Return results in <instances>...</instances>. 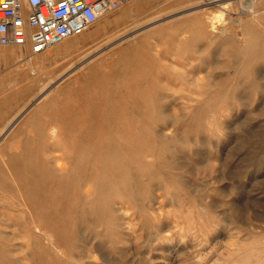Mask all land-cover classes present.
<instances>
[{
	"label": "rangeland",
	"instance_id": "374dc122",
	"mask_svg": "<svg viewBox=\"0 0 264 264\" xmlns=\"http://www.w3.org/2000/svg\"><path fill=\"white\" fill-rule=\"evenodd\" d=\"M211 1L134 0L0 91V264L264 262V0L242 48Z\"/></svg>",
	"mask_w": 264,
	"mask_h": 264
},
{
	"label": "built area",
	"instance_id": "2783aa9c",
	"mask_svg": "<svg viewBox=\"0 0 264 264\" xmlns=\"http://www.w3.org/2000/svg\"><path fill=\"white\" fill-rule=\"evenodd\" d=\"M132 1L0 0V48H21L29 56L44 54Z\"/></svg>",
	"mask_w": 264,
	"mask_h": 264
},
{
	"label": "bare ground",
	"instance_id": "6f19581e",
	"mask_svg": "<svg viewBox=\"0 0 264 264\" xmlns=\"http://www.w3.org/2000/svg\"><path fill=\"white\" fill-rule=\"evenodd\" d=\"M223 1H225V0H216V3H218L217 6L219 8V11L216 12V13H214L212 15V17L209 19V26H208L209 27V31L210 32H213V34H215V32L218 30V28H220V27H222V26L225 25L224 24V22H225V10L227 9V6L228 5H226L225 3H223ZM152 2L153 1H151V2L148 1L147 4L150 5V4H152ZM107 15L108 14L102 16L100 19L105 18ZM146 37L147 36H145V38ZM72 38H75V36L70 37V38L64 40L63 42H66L68 40H71ZM147 38H149V37H147ZM60 44H58V45H60ZM0 50H1L0 51V69L4 73L3 74V78L2 79L0 78V91L5 90V89L8 91L9 88L13 89L11 91V93L9 94V98H13L14 97L17 100V101L15 100L16 102H18V101L20 102V100L24 99L25 97H27L31 93H33V91L35 89H38L39 87H42V86L45 85V84H40V82H39V78L40 77H39V74L38 73H41V64H40V62H36L34 57H32V56H26L25 57L23 55V53H22V49L21 48H14V49L0 48ZM26 71H30V74L29 75H26L27 74ZM17 83L20 84V87H16V86H18ZM40 103H41V101L39 103H37V105H39ZM0 120L6 121L5 114L0 113ZM3 130H4V128H1L0 127V134L3 132ZM10 131L7 134V136L10 134ZM7 136L5 135L4 138L7 137ZM7 205H9V204H7ZM26 205H27V203H26ZM28 206L29 205H27L26 207H28ZM27 211H29V210H27ZM26 215H28V214L26 213ZM50 233H52V232H50ZM54 235H55V233H54ZM43 236H44V234H43ZM46 236L49 238V240L52 239V237L50 235H46ZM55 241H57V239ZM50 243H52V241ZM60 247H61V245H60ZM57 248H59V247H57ZM0 254H1V252H0Z\"/></svg>",
	"mask_w": 264,
	"mask_h": 264
},
{
	"label": "crops",
	"instance_id": "0c3cea01",
	"mask_svg": "<svg viewBox=\"0 0 264 264\" xmlns=\"http://www.w3.org/2000/svg\"><path fill=\"white\" fill-rule=\"evenodd\" d=\"M262 6H264V4ZM254 10L255 11L258 10L257 0H235V28H234L235 42L236 43L241 42V48L243 47V42H257L259 37V32L262 30V28L259 25H257L252 21ZM156 33H158V31H155V38L153 40H148L145 42H153V41L158 42V34ZM53 48H55L56 50L59 47L55 46ZM6 49H14V48H6ZM52 49L44 54L33 56L35 58V61L38 62V58L40 56H43L45 59L51 58L53 56V53L51 52ZM22 53L25 57L29 56L28 53L25 52L23 49H22ZM253 53L254 50L252 48L247 51V54H253ZM41 71L44 75L45 72H43L42 68ZM61 76L62 77L64 76V70L53 79L55 82H53L52 84L55 87H60L62 84L65 83L66 81L65 77L64 79L63 78L61 79Z\"/></svg>",
	"mask_w": 264,
	"mask_h": 264
},
{
	"label": "clouds",
	"instance_id": "9594fccd",
	"mask_svg": "<svg viewBox=\"0 0 264 264\" xmlns=\"http://www.w3.org/2000/svg\"><path fill=\"white\" fill-rule=\"evenodd\" d=\"M262 264H264V262H262Z\"/></svg>",
	"mask_w": 264,
	"mask_h": 264
}]
</instances>
